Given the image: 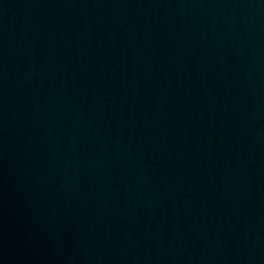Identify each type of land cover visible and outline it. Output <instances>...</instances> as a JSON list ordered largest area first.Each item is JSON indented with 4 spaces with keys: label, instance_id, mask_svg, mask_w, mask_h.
<instances>
[{
    "label": "water",
    "instance_id": "95a60500",
    "mask_svg": "<svg viewBox=\"0 0 264 264\" xmlns=\"http://www.w3.org/2000/svg\"><path fill=\"white\" fill-rule=\"evenodd\" d=\"M0 161L88 264H264V0H0Z\"/></svg>",
    "mask_w": 264,
    "mask_h": 264
}]
</instances>
